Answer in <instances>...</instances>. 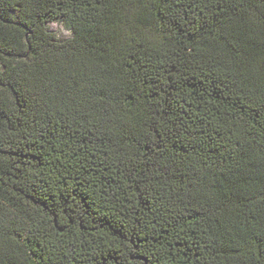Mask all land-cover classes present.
I'll use <instances>...</instances> for the list:
<instances>
[{
  "label": "trees",
  "instance_id": "obj_1",
  "mask_svg": "<svg viewBox=\"0 0 264 264\" xmlns=\"http://www.w3.org/2000/svg\"><path fill=\"white\" fill-rule=\"evenodd\" d=\"M0 264H264V0H0Z\"/></svg>",
  "mask_w": 264,
  "mask_h": 264
},
{
  "label": "rangeland",
  "instance_id": "obj_2",
  "mask_svg": "<svg viewBox=\"0 0 264 264\" xmlns=\"http://www.w3.org/2000/svg\"><path fill=\"white\" fill-rule=\"evenodd\" d=\"M48 29L56 36L58 40H66L71 36L70 31H68L60 23H50L48 24Z\"/></svg>",
  "mask_w": 264,
  "mask_h": 264
}]
</instances>
